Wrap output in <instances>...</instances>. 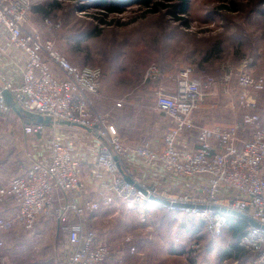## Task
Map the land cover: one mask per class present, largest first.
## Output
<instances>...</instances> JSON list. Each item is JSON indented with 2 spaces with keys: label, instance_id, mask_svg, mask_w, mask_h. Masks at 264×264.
Here are the masks:
<instances>
[{
  "label": "built area",
  "instance_id": "built-area-1",
  "mask_svg": "<svg viewBox=\"0 0 264 264\" xmlns=\"http://www.w3.org/2000/svg\"><path fill=\"white\" fill-rule=\"evenodd\" d=\"M33 5L34 0H0V35L6 42H0V56L8 57L10 48L16 49L17 55L8 59L11 72L7 75L0 63V108L11 111L3 95L7 90L22 110L50 117L52 123L27 120L23 125L26 135L43 138L38 150L42 153L33 154L22 173L0 186V202L10 205L0 214V231L17 227L32 231L44 214L53 217L66 236L58 264H106L112 256L111 246L94 229H88L87 222L101 209L121 207L125 212H136L146 224L149 206L159 203L155 198H162L178 204L166 206L178 214V221L203 227L210 239H218L231 221L242 219L223 208L255 221L258 225L243 219L247 227L234 243L264 261V118L252 112L255 94L264 92V75H255L245 66L235 69L225 65L221 82L229 86L234 81L242 89L235 108L242 114L229 126H204L195 122L194 114L206 104L205 89L214 80L208 76L202 82L192 75V65H186L173 86L157 82L154 90L156 109L172 123L164 135L163 148L149 141L125 145L112 112L96 107L100 67L73 64L51 39H44L40 31L29 26ZM44 24L51 31L60 27L48 17ZM160 75V68L151 65L146 78L156 81ZM125 103L122 98L114 105ZM61 120L91 131L92 176H108L93 190V199L80 197L82 159L61 132ZM192 133L194 146L189 142ZM129 152L151 168L153 175L159 172L174 181L182 180L180 191L172 193L155 181L131 178L126 164ZM199 247L197 238L187 242L188 251Z\"/></svg>",
  "mask_w": 264,
  "mask_h": 264
},
{
  "label": "rangeland",
  "instance_id": "rangeland-1",
  "mask_svg": "<svg viewBox=\"0 0 264 264\" xmlns=\"http://www.w3.org/2000/svg\"><path fill=\"white\" fill-rule=\"evenodd\" d=\"M47 17L60 27L49 30L44 24ZM29 26L40 31L44 39H51L73 64L100 67L101 90L96 107L112 112L120 137L129 142L162 136L161 125L167 120L155 109L156 84L173 86L179 70L186 65H192V75L202 82L208 76L214 80L205 89V102L216 109L203 112L211 126L232 125L242 114L235 111L242 89L234 81L229 86L221 82L225 65L235 69L245 66L255 75H264V0H190L181 20L173 18L169 9L145 14L136 3L113 14L107 12L106 6L97 7L93 0H34ZM213 48L218 50L209 55ZM151 65L160 68L156 81L146 78ZM6 71L2 69L4 74ZM254 97L252 112L264 118V92ZM122 98L127 103L115 107ZM14 119L0 120V141L3 131L14 130ZM16 136L0 153V161H5L1 173L11 172L6 176L8 180L26 168L18 163L20 156L28 165L44 141L39 135H26L20 146ZM4 182L0 179V183ZM138 218L136 213L120 207L99 210L87 222L111 246L110 264H264L255 252L230 254L235 238L229 231L216 240L217 245L205 248L208 234L203 227L201 235L191 237L199 239L196 251L183 246V254L174 255L170 252L172 242L176 236L181 240L186 237L176 233L180 221L171 227L165 216H157L149 224ZM65 239L54 218L43 214L32 231L18 227L0 231V264H58L66 248ZM218 254L225 258L219 260Z\"/></svg>",
  "mask_w": 264,
  "mask_h": 264
},
{
  "label": "crops",
  "instance_id": "crops-1",
  "mask_svg": "<svg viewBox=\"0 0 264 264\" xmlns=\"http://www.w3.org/2000/svg\"><path fill=\"white\" fill-rule=\"evenodd\" d=\"M0 42H4V36L3 35H0ZM4 44L6 45V42H4ZM15 52H16V49L10 48V49H8V53H10L8 55V57L6 55L0 56V63H2L1 64V68L4 71L7 70L6 73H10L11 72L8 69V67H9V65H8L9 62L8 61L10 59H12L13 57L17 56ZM17 76H18V73H17ZM162 84L165 85L164 83H162ZM154 97H155V94H154ZM6 103L10 106V104L7 101H6ZM154 103H155V99H154ZM10 107H11V111H9V112H2V110H0V120H2L3 122H4V120H6L8 118L15 117V119H14L15 120L14 130H7V133H5L3 131V134H2V137H1L3 139L0 141V153H4V149L7 148L6 146L9 145V143H13V141L17 137L16 134L18 135V143L20 144V146H23L21 144V141L23 140L22 136H26V134L23 131V125H24V123H26V121L28 119L26 117H24L22 115V113H20V112L18 113L16 111H14L12 106H10ZM17 107H19V106L17 105ZM117 108H119V107H117ZM155 109H156V107H155ZM214 110L215 109H213L212 106L210 107L208 103L207 104H203L201 106V108L199 109V111H196V113L194 114L195 122L197 124H199V125L211 126V125H209V124H211L210 123V119H206L207 117L204 115L203 112H214ZM158 112H159L160 115L164 116L166 118V120H167L166 123H163L161 125V128H162V133L161 134H162V136H159V138L155 137V138H152V139H143L142 141H149L154 146L159 147V148H163V146H164V141H163L164 140V135L171 128L172 123H171V121H170L168 116H166L165 114L161 113L160 111H158ZM225 126H229V125H225ZM59 128H60L62 133L67 135L68 141H70L71 144L74 145L76 151L78 152V154L80 155V158L82 159L81 168H80V174H81V178H82L81 182H80L81 188H80V191H79L80 197L82 199H85V198L93 199L96 196L93 190L98 187V184L101 181L107 179L108 176L105 175L103 177H98L95 174L92 176V173H91V167L92 166H91V164L94 163V147H92L91 144L88 141V139H90L91 131L89 129H87V128L80 127V126H68V125H61V124H60ZM16 130H17V133H16ZM118 131H119V129H118ZM119 136H120V134H119ZM190 137H191L190 140H189V142H191L190 145L194 146V142H195L194 138L195 137L194 136H190ZM121 140L123 141V143L125 145H129V146H133V145L141 142V141L129 142V141H126L123 138H121ZM12 146H13V144H12ZM41 153L42 152H39V151L35 152L34 151L35 157L37 156V154L41 155ZM23 160H26L25 157L24 156L23 157L20 156L18 163L22 164L24 166H27V164H26L27 162L23 161ZM4 163H5V161H0V168H2V165ZM126 164H127V167L129 168V172H130L129 174L131 175V178H134L136 180L137 179L138 180H146L147 179V180L155 181L163 189H167V190H169L172 193H177L181 189V183L183 182L182 180L179 181V180L175 179V181H174L173 179L168 178L167 176L159 174V172H157L156 176L153 175V170L151 168H149V167H145L139 161V159L135 158V156L132 153L127 155ZM3 168H5V164L3 165ZM21 169L22 168H20L19 171ZM1 171L2 170L0 169V179L3 178V182H4V181L8 180V178L6 176L10 175L11 172L9 171L8 174L5 175V174L1 173ZM23 171H24V169H23ZM6 182H4L3 184H5ZM0 184H2V183H0ZM8 207H10L9 202H0V214L3 213ZM112 209H115V208H111V209H107V210L106 209H101V210L108 211V210H112ZM132 212H134V211H132ZM148 212L150 214V219L148 221V224L150 222L153 223L157 216L168 217L167 220L171 224V227H172L173 222L178 220V218H177L178 214L177 213H175L174 211L169 210L168 208H166V206H164L162 204H159V203L151 204L149 206V208H148ZM134 213H136V212H134ZM94 218H95V216L92 217L89 221L93 220ZM230 226L231 225H229L224 231L225 232L229 231L231 233V235H232V231L230 230ZM87 228L88 229H92V228L88 227V223H87ZM200 228L201 227L199 225L190 224L188 222H179L176 233L177 234H180V233L185 234L186 237L184 239H186V240H184V239L181 240L179 238V236L178 237L176 236L175 241H174L175 243L172 242V246H170V252L172 254H174V255L183 254V248L182 247L185 246V248H187V242L189 241V239L191 237H193V236L196 237L197 234H200V232H201ZM224 231H223V234H224ZM205 238H208V243L205 244V248L210 249L211 246L214 247V243L217 245V241H216L217 239H210V237L208 235L205 236ZM197 240H199V239H197ZM176 242L177 243L179 242L178 246L176 245ZM233 245L234 244H232V248L229 249L230 250V252H229L230 254H232V252H237V251H239V252L243 251L244 252V250L238 248L236 245H235L236 247L233 248ZM217 248H219V246H217ZM239 252L236 253V254H240ZM217 257H218L219 260L222 257L225 258V256L222 255V254H218ZM223 260H225V259H223ZM116 262L117 261H114V263H116ZM106 264H110V263L107 261Z\"/></svg>",
  "mask_w": 264,
  "mask_h": 264
},
{
  "label": "trees",
  "instance_id": "trees-1",
  "mask_svg": "<svg viewBox=\"0 0 264 264\" xmlns=\"http://www.w3.org/2000/svg\"><path fill=\"white\" fill-rule=\"evenodd\" d=\"M94 4L97 7H104L106 6L108 13H119L124 8L125 5H129L131 3L139 4L141 8L144 9V13H156L160 11L161 9H169L171 12V15L176 20H181L182 15L186 14L188 10V5L190 0H93ZM57 3V2H56ZM224 7V6H222ZM36 10L44 11L45 13H48L44 10H40L39 8H36ZM232 10H236V8L232 7ZM185 26L188 27L189 24L185 20ZM217 48H213V51H209V55L212 53H215L217 51ZM230 230L232 231V236L236 239L244 232V230L247 227V222L243 219H238L236 221L230 222ZM236 247L235 243L233 245V248Z\"/></svg>",
  "mask_w": 264,
  "mask_h": 264
},
{
  "label": "water",
  "instance_id": "water-1",
  "mask_svg": "<svg viewBox=\"0 0 264 264\" xmlns=\"http://www.w3.org/2000/svg\"><path fill=\"white\" fill-rule=\"evenodd\" d=\"M3 95L5 97V100L10 104V106H12V108L14 109V111L16 112H20L22 113V115L24 117H26L28 120H32L36 123H41V124H51L52 123V119L50 117H42L40 115H34V114H31V113H28L24 110H22L20 107H17V105L15 104V101L13 99V97L11 96V94L7 91V90H3ZM59 124L61 125H68V126H80V127H83L79 124H76V123H70L68 121H65V120H61L58 122ZM126 179L128 181H130V179L128 177H126ZM155 201L161 203L162 205L164 206H169V205H172V206H176L178 204H175V203H169V201L165 200V199H162V198H155ZM225 211H228L231 215L232 214H235L237 215L238 217H241L242 219H245L246 221H248L250 224L252 225H258L255 221L249 219L248 217H246L245 215L241 214V213H238V212H235V211H229L225 208H223Z\"/></svg>",
  "mask_w": 264,
  "mask_h": 264
}]
</instances>
